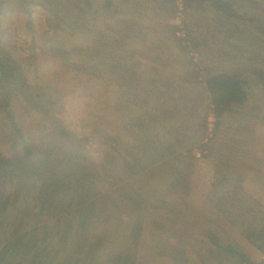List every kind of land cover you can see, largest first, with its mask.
I'll use <instances>...</instances> for the list:
<instances>
[{
	"label": "rangeland",
	"instance_id": "374dc122",
	"mask_svg": "<svg viewBox=\"0 0 264 264\" xmlns=\"http://www.w3.org/2000/svg\"><path fill=\"white\" fill-rule=\"evenodd\" d=\"M223 1L244 18L184 7L183 47L172 0H0V104L24 139L0 113V154L55 148L62 163L45 183L0 172V264H111L134 249L136 264H242L227 245L264 261L241 234L264 225V88L251 81L264 69V6ZM219 72L248 82L247 103L215 130L206 79ZM232 144L248 179L229 193Z\"/></svg>",
	"mask_w": 264,
	"mask_h": 264
},
{
	"label": "trees",
	"instance_id": "16d2710c",
	"mask_svg": "<svg viewBox=\"0 0 264 264\" xmlns=\"http://www.w3.org/2000/svg\"><path fill=\"white\" fill-rule=\"evenodd\" d=\"M183 3L186 10L192 8L193 5L201 7L205 4H208L214 11L217 12L220 18L222 17L221 19L224 18L225 20L230 18H244V15L238 13L232 7L231 3L223 0H183ZM107 4L109 5V3ZM167 10L171 14L174 13V7H172L170 4ZM184 28L186 32L185 42L188 43L191 40V34L186 24H184ZM257 29L260 33H264V26H259L257 27ZM174 32L175 28L172 27L171 35L177 40L178 45L182 46V41L175 37ZM1 53L2 52L0 47V54ZM109 63H111V65L113 64L112 66L114 68L122 67L118 63H114L111 61ZM7 69L9 70L8 65H4L0 61V89L2 88V79L7 75ZM124 71H126L125 68ZM252 77L253 79L251 81L256 83V85L264 88V69H254L252 71ZM247 83L248 82L245 79L232 78L224 72L210 75L206 79L207 94L212 106V110L214 112L215 130L219 128L221 117L225 112H227L228 106L240 105L247 100V94L245 90V86L247 85ZM0 113H3L6 116L12 129L18 132L20 136L19 129L14 120L12 112L9 110L7 101H3L2 104H0ZM20 138H22V141L24 140L22 136H20ZM54 153L55 148H52L50 152H48L47 154H43L42 159H33V154L30 148L28 147V145L24 144V151L22 154H16L9 158L4 157L0 154V172L12 173L13 170H16L20 172V175L26 180H32L33 183L38 181L45 183L48 178L46 176H49L46 174L48 170L51 171V175H53L55 170H58V168H62V163L60 162V160L57 161L56 159L52 160L50 158V155H53ZM62 154L65 155L66 153ZM59 174L57 176H59ZM241 234L247 244L252 246L257 252L261 254V256L264 255V225H253L247 226L246 228L243 227V229L241 230ZM15 244H13V246ZM130 244L134 246V238L133 241L130 242ZM8 245H6V247ZM224 250L229 257H237L242 264H264V261L260 259L258 260V262L250 261L237 247L233 245H227ZM111 264H136V250H126L125 252L119 253L118 255L111 258Z\"/></svg>",
	"mask_w": 264,
	"mask_h": 264
},
{
	"label": "crops",
	"instance_id": "0c3cea01",
	"mask_svg": "<svg viewBox=\"0 0 264 264\" xmlns=\"http://www.w3.org/2000/svg\"><path fill=\"white\" fill-rule=\"evenodd\" d=\"M164 43L162 44L163 47H161L159 45L162 49H164V48L166 49L167 47L168 48H174L172 45H170L166 41H164ZM159 52H160V50H159ZM160 56H163V55H160ZM145 58L147 60L145 62H150L148 56ZM163 58H166V57H163ZM158 59L159 58L151 59V61L156 62V61H158ZM167 62H168L167 59H164V63L167 64ZM245 103H247V101H245L243 104L233 105V106L244 107ZM233 106L230 108L228 106L227 112L229 111V109L233 108ZM262 109H264V106L262 107ZM227 112H225V113H227ZM223 142L225 144V141H223ZM236 143H240L238 141V139L236 140ZM226 144H227V142H226ZM228 148L229 149L231 148V150H234L235 152H233V153H235V154L231 155L229 158V161L232 164L231 168H229V166H228L229 173L226 170V168L223 169V171L220 175L221 178H220L219 185L223 186V191H226L229 193H233L236 190L241 192L242 187L240 185H242V186L245 185L246 180L248 179V173L243 171V167H242L244 162H246L245 161L246 158L244 156L245 154L242 151V147H238L237 145L232 144V147H228ZM232 170H233V172H232ZM256 192H258V193L264 192V140L263 139L260 140L258 145L256 144Z\"/></svg>",
	"mask_w": 264,
	"mask_h": 264
},
{
	"label": "built area",
	"instance_id": "2783aa9c",
	"mask_svg": "<svg viewBox=\"0 0 264 264\" xmlns=\"http://www.w3.org/2000/svg\"><path fill=\"white\" fill-rule=\"evenodd\" d=\"M174 5H175V16H174V20H175V24H176V36L178 39H180L182 41V46L185 47L187 44L185 42V36H186V32H185V28H184V23H183V17H184V3L183 0H172ZM196 1V0H195ZM192 60L196 61L197 60V54L196 53H192ZM199 156V154H198ZM262 259L264 260V255L262 256Z\"/></svg>",
	"mask_w": 264,
	"mask_h": 264
},
{
	"label": "water",
	"instance_id": "95a60500",
	"mask_svg": "<svg viewBox=\"0 0 264 264\" xmlns=\"http://www.w3.org/2000/svg\"><path fill=\"white\" fill-rule=\"evenodd\" d=\"M243 2L250 4V5H261L264 6V0H242Z\"/></svg>",
	"mask_w": 264,
	"mask_h": 264
}]
</instances>
